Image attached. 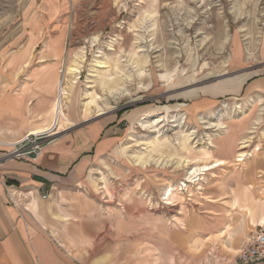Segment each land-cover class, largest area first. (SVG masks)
I'll use <instances>...</instances> for the list:
<instances>
[{
  "label": "rangeland",
  "instance_id": "rangeland-1",
  "mask_svg": "<svg viewBox=\"0 0 264 264\" xmlns=\"http://www.w3.org/2000/svg\"><path fill=\"white\" fill-rule=\"evenodd\" d=\"M25 1L0 0V45L33 16L37 51L64 33L60 70L78 73L67 75L63 127L122 119L89 171L99 250L122 253L132 228V264H234L264 226V97L241 91L244 76L264 75V0H37L52 8L35 11Z\"/></svg>",
  "mask_w": 264,
  "mask_h": 264
},
{
  "label": "crops",
  "instance_id": "crops-1",
  "mask_svg": "<svg viewBox=\"0 0 264 264\" xmlns=\"http://www.w3.org/2000/svg\"><path fill=\"white\" fill-rule=\"evenodd\" d=\"M44 2L26 0L21 7L52 8ZM47 16L40 26L47 25ZM33 19L22 21L24 33L10 34L0 45V264H132L135 230L130 228L129 242L119 249L122 253L108 247L99 250L95 240L105 221L91 213L88 198L89 188L96 184L90 166L112 150L122 127L120 115L74 126L48 143L34 161L1 159L25 135L49 127L47 113L58 97L65 36L56 33L49 49L37 51V17ZM20 42L25 43L22 49L11 48ZM241 81L243 94L264 97V75L244 76ZM6 186L16 205L10 203Z\"/></svg>",
  "mask_w": 264,
  "mask_h": 264
},
{
  "label": "built area",
  "instance_id": "built-area-1",
  "mask_svg": "<svg viewBox=\"0 0 264 264\" xmlns=\"http://www.w3.org/2000/svg\"><path fill=\"white\" fill-rule=\"evenodd\" d=\"M59 93L58 91V99L60 98ZM64 122L67 123V120L63 117L61 111L55 110L52 114L49 127L42 131L25 135L15 142L11 146L10 151L1 156V159L17 161L36 160L48 143L69 129V126L63 127ZM5 192L10 203L16 205L15 197L9 187H5ZM234 264H264V226L256 227L254 236L238 252Z\"/></svg>",
  "mask_w": 264,
  "mask_h": 264
},
{
  "label": "bare ground",
  "instance_id": "bare-ground-1",
  "mask_svg": "<svg viewBox=\"0 0 264 264\" xmlns=\"http://www.w3.org/2000/svg\"><path fill=\"white\" fill-rule=\"evenodd\" d=\"M99 67H104V66L101 65ZM77 68L78 67H73V66L67 67L65 65V63L63 64L62 69L60 70V73L61 74H60V76L58 78V81H57V84H56V88L60 92L59 93L60 94V98L58 99V97H56V101L54 103V110H53V112L55 110H57V109H58V111H61L62 112V109L64 107V100H66L67 99V96H68V92H67V81H68L67 80V75H75V74H77L78 73V69ZM253 101H250V103H249L250 106L251 105L253 106V103H254ZM220 111H222V110H220ZM102 114L103 113H99L98 115H102ZM214 126L219 127V129H224V127L220 123L217 124V125L215 124ZM39 131H41V130H39ZM39 131H37V132H39ZM34 133H36V132H34ZM241 144H242V148L241 149H244L245 147H247V142L246 141L242 142ZM249 156H250V154L248 155L247 152L246 153H241V154L238 155V157L241 158L238 161H243L242 158H246V157H249ZM216 164L222 165L223 162L218 161V162H216ZM206 170H208V169L205 166L199 167L197 170L196 169H192L191 172H189V171L186 172L185 177L187 178V176H188V178H190V176L193 175V174H195V172H197V171L204 172ZM188 178L186 179V180H188V181H186V183H195L196 181H199L200 180V178H198L197 180H194V179L193 180H189ZM183 185H181V186H183ZM196 185H199V183H197ZM184 187H187V185L185 184ZM170 191H173V188L169 187L168 189H165L164 190L165 193L170 192ZM226 227H227V222H220V224L215 229L216 230V237L215 238H218L217 236L218 235H222V234L224 236V234H226V230H225ZM223 239L224 238H221L220 240L223 242Z\"/></svg>",
  "mask_w": 264,
  "mask_h": 264
}]
</instances>
